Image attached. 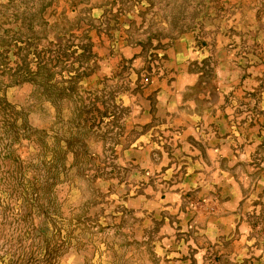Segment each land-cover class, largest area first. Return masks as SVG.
Segmentation results:
<instances>
[{"label":"rangeland","instance_id":"rangeland-1","mask_svg":"<svg viewBox=\"0 0 264 264\" xmlns=\"http://www.w3.org/2000/svg\"><path fill=\"white\" fill-rule=\"evenodd\" d=\"M216 146L243 225L211 241ZM187 260L264 264V0H0V264Z\"/></svg>","mask_w":264,"mask_h":264},{"label":"crops","instance_id":"crops-1","mask_svg":"<svg viewBox=\"0 0 264 264\" xmlns=\"http://www.w3.org/2000/svg\"><path fill=\"white\" fill-rule=\"evenodd\" d=\"M205 118V117H203ZM189 120H198L201 117H187ZM222 146L212 147V150H207L209 157L204 159L200 155L199 151L195 153L197 157L190 158L191 167L194 173L189 177L191 181V186L194 187L193 190L198 198L203 199L204 202H216L214 200V194L211 191L216 190L218 192V187L220 185L219 179H221L222 173L224 171L221 168V162L229 160V157H224ZM224 157V158H223ZM223 177V176H222ZM217 185V186H216ZM179 190L177 194L170 196V203L173 205H179L181 203V193L184 191L182 188L190 187L189 184L177 185ZM219 201H217L216 210L211 214H196L194 216L193 223L195 224V229L199 232V235H205L207 239L213 241L219 236L230 235L233 230L242 227L240 220L241 214L239 210L241 208V200L243 195L240 194L237 183L228 182L227 185H223L220 193ZM219 196V195H218ZM167 202V200H165ZM180 206V205H179ZM179 208V207H178ZM198 211V210H197ZM186 216H181L183 219ZM189 220L191 216H188ZM187 262H180L179 264H188ZM195 264H199L196 262Z\"/></svg>","mask_w":264,"mask_h":264}]
</instances>
